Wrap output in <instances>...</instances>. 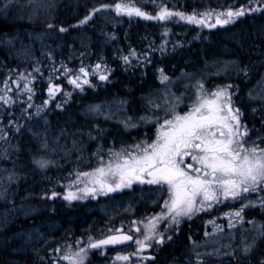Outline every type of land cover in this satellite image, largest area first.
Instances as JSON below:
<instances>
[{
	"label": "trees",
	"instance_id": "obj_1",
	"mask_svg": "<svg viewBox=\"0 0 264 264\" xmlns=\"http://www.w3.org/2000/svg\"><path fill=\"white\" fill-rule=\"evenodd\" d=\"M117 4L154 17L162 9L199 14L238 7L247 11L224 27L205 29L181 21L168 25L157 19L117 14ZM255 5L262 10L253 11ZM262 5L264 0H56L55 30L45 33L41 43L35 37L46 31L43 24L16 23L0 5V40L19 32L20 45L26 44L28 52L34 50L32 57L22 56L16 45L0 44V264H43L48 249L28 239L37 230L46 239L75 241L93 228L106 226L113 209L67 205L53 194L62 193L67 181L64 174L72 172L73 164L89 169L109 153L133 144L135 137L143 138L145 132L152 138L154 127L130 131L119 120L153 111L147 96L163 88L162 75L200 79L209 88L230 86L234 107L242 112L251 136H262L264 142ZM62 27L66 30L60 31ZM167 28L170 34L165 32ZM30 34H34L32 40ZM37 62L41 68L61 63L88 70L100 64L109 71L108 80L94 77L93 86L80 91L65 79L56 80L61 92L50 96L45 70L44 75L35 76L30 94L22 95L15 82L18 73L35 70ZM175 88L179 93L185 91L183 85ZM191 89L195 88H187ZM112 102L118 104L116 117L94 112L96 105ZM48 157L54 163L39 167L37 161ZM142 210L145 208L140 207ZM191 227L181 228L182 237L178 231L174 233L150 264L185 263L188 253L183 247L189 244L188 232H194ZM125 248L103 247L93 254L90 264H108L109 256ZM262 260L264 240L243 263L260 264Z\"/></svg>",
	"mask_w": 264,
	"mask_h": 264
},
{
	"label": "rangeland",
	"instance_id": "obj_2",
	"mask_svg": "<svg viewBox=\"0 0 264 264\" xmlns=\"http://www.w3.org/2000/svg\"><path fill=\"white\" fill-rule=\"evenodd\" d=\"M55 1L56 0H0V5L7 10L10 14V19L16 23L24 22L43 24L46 31L44 34H38V37H35L37 38L36 42L41 43L39 40L43 39L45 33L55 30ZM259 7L264 8V5ZM257 8L258 5H255L254 9ZM239 9L240 7L229 8L226 10L210 9L201 14L180 13H183L184 15L195 14L197 19H200L202 14L211 12L214 14L209 20V24H211L215 22V14L227 12L229 10L237 11ZM168 11L179 12L172 9H168ZM172 21L180 20L178 17L173 16L171 19L162 22L168 24ZM181 22L205 29L226 26L217 25L215 27H205L184 21ZM49 25H51V27H49ZM165 32L170 34V29L167 28ZM18 33L19 32H14L13 35L10 33L6 34V36L1 35L3 37H1L0 44L5 43L8 44L9 47H12L14 44L17 46L16 48H18V50H21L20 54H22V56L30 55L32 57L34 50L28 52L25 49L26 44L24 46L20 45L21 40L18 38V35L20 37V33ZM30 35L32 37H29V39L32 40L34 34ZM44 50L46 51L45 47H43V51ZM58 64L59 66L46 64V67L41 68L39 62H37L35 70L31 69L30 72H26L25 69L24 72L21 71V75L18 73V79H16L15 82L20 84L19 92L22 93V95L30 94L26 89L30 88L31 83L36 81L35 76L39 77L40 75H44L43 71L45 70L48 71L45 79L46 83L48 82L46 89L49 91V88H57L58 91L55 95L61 92V87L59 86L61 83H57V81H60L61 79L67 80L69 85H72V89H77L78 91L83 90L87 86H93L92 79L96 77L100 80L99 76L102 74L106 75V80H108L109 71L100 64L99 68L95 66L90 68V70L82 67L74 69L71 68L70 65ZM62 67H65L64 71L61 70ZM81 69L87 71L88 75L85 76ZM165 77L166 76L164 75L161 76L163 88L147 96L148 103L151 105L150 108L153 109L152 112L138 116L126 115L119 120L122 121L130 131L137 130L140 127H154L152 138L149 139L147 132H145L143 138H138V136L135 137L133 144L125 145L122 148L109 153L108 157L101 158L97 164L91 166L89 169H84L81 165L75 167L73 164V166H71L72 172L68 175L64 174V176L67 177V181L66 185L62 188V193L55 194V196L57 195L61 197L62 201L67 205L92 204L93 206H101L104 210L108 208L113 209V216H111V219L106 223V226L93 228V230H89L75 241L58 238L46 239L43 235L38 234V230L37 232L32 233V236H37H33V238L31 236L28 239L31 238L33 243H39L43 246L42 248L48 249V256L43 260V264H67V261L62 257L69 253L79 251L81 248H86L90 239L93 241H99L104 237L107 238L114 233L122 231L133 233L136 240H143L145 248L140 250L138 245L133 244L132 246L125 248L123 251L109 256L108 264H150L153 260L148 258V256H154L160 249L168 246L171 237H173V234L177 231V233H179L178 237H182L183 233L181 228L186 224H191V228L194 229V232H191V234L188 232L187 240L189 241V244L186 243L183 247L184 249L186 247L188 256H185V263L183 264H230L240 259L243 260L242 264H245L243 263L245 258L250 257L256 246L264 240V207L259 203V198L264 196V192L249 193L245 199L238 198L233 200L221 198L219 203L213 202L210 208L194 213L191 218L179 217V224L172 223V218L170 216H168L167 219L158 220L154 229L153 239L145 240V236L149 234L146 226H148L156 217L168 215V210L164 207L165 203L169 200V193L166 190V186L161 187L156 184L133 183L130 188L108 192V194L105 195L99 191L100 184L95 181L99 179L102 183L110 184H114L117 181L113 180L111 176L98 177L84 175V173H95L100 167L106 168L109 162L114 164V153L127 155L130 152L132 155H137L138 153L135 148L137 144L143 147L154 143L159 135L161 126L164 125L166 120L173 119L176 115H187L188 112L191 111L193 105L202 97L211 99L214 92L219 89L227 88L233 104L231 87L228 85H217L209 88L203 84L200 79L186 80L183 78L177 79L169 77L164 79ZM77 78H79L78 83L81 85L79 88L70 82ZM85 80H87L88 83H84ZM178 85H183L185 91L182 93L175 91V87ZM190 86L195 89L187 90ZM4 91L5 88H2L1 92L4 93ZM261 97L262 95L260 96L259 94L256 96V99L259 100ZM117 105V102L96 105L94 112L103 117L114 118L118 111ZM240 122L241 125L247 128L243 121L242 112H240ZM247 130L248 133L244 137L245 146L252 147L253 145H259V147L264 148L263 137L251 136L249 128H247ZM46 162H48V164H53L54 159L51 161V158L48 157ZM191 162L193 168L199 167V165L192 160ZM188 171L191 172V169H188ZM84 188H96L97 192L95 196L85 195L84 192L81 191ZM69 192L75 193L80 198L72 201L65 200L63 197ZM140 207L145 208V210L139 211ZM236 212H240L241 217H237L235 215ZM123 225L126 227L128 226V228ZM137 229H139V231H137ZM55 236L59 237L58 235ZM160 238L164 241L162 244L157 242ZM245 249H248V251H245ZM100 250L102 249H89L85 264H90L93 259V254ZM117 256H128L129 260H117ZM260 264H264V260H262Z\"/></svg>",
	"mask_w": 264,
	"mask_h": 264
},
{
	"label": "snow or ice",
	"instance_id": "obj_3",
	"mask_svg": "<svg viewBox=\"0 0 264 264\" xmlns=\"http://www.w3.org/2000/svg\"><path fill=\"white\" fill-rule=\"evenodd\" d=\"M115 11L117 14L135 15L147 20L164 21L175 16L180 21L190 24L215 27L235 22V19L244 16L247 10L240 8L237 11L217 13L215 22L211 24L209 20L214 15L211 12L204 13L197 19L195 14L184 15L167 9H162L159 15L154 17L139 8L124 7L121 4L116 5ZM86 22L87 20L82 21ZM81 71L85 76L88 75L84 69ZM78 79L70 81L77 88L81 87ZM99 79L106 80L107 76L102 74ZM84 83L88 81L85 80ZM26 90L32 91L31 88ZM57 91V88H49V95L54 96ZM247 133V128L240 122V110L233 106L228 89H219L212 94L211 99L202 97L187 115H176L173 119L166 120L154 143L143 147L139 144L135 146L137 155L130 152L127 155L114 153V164L109 162L106 168L100 167L95 173L84 175L111 176L117 181L114 184L102 183L99 179L95 181L100 184L99 191L105 195L108 192L130 188L133 183L166 186L169 200L164 207L168 210V215L156 217L146 226L149 234L145 236V240H151L158 220L170 216L172 223L179 224V217L191 218L194 213L210 208L213 202L219 203L221 198L245 199L249 193L264 192V148L259 145L246 147L244 137ZM186 157H190L199 167L193 168L192 164H185ZM37 163L41 168L48 166L46 161ZM188 169H191V172ZM81 191L85 195L95 196L97 189L84 188ZM63 198L72 201L80 197L69 192ZM259 203L264 207V196L259 198ZM235 215L241 217L240 212H236ZM132 240L131 235L122 232L99 241L90 239L86 248L62 258L67 264H85L89 249H99ZM157 242L162 244L164 241L160 238ZM134 243L140 250L145 248L143 240L137 239ZM116 259L127 261L129 257L117 256Z\"/></svg>",
	"mask_w": 264,
	"mask_h": 264
},
{
	"label": "water",
	"instance_id": "obj_4",
	"mask_svg": "<svg viewBox=\"0 0 264 264\" xmlns=\"http://www.w3.org/2000/svg\"><path fill=\"white\" fill-rule=\"evenodd\" d=\"M122 233L123 234H126V235H131L133 237V240L132 241H126V242H124L122 244H117V245H107L105 247L108 248V249H118V248H122V247H126V246L133 245L134 244V241L136 240L135 239V236L132 233H129V232H122ZM148 258H150L151 260H154L155 259V256L149 255Z\"/></svg>",
	"mask_w": 264,
	"mask_h": 264
},
{
	"label": "flooded vegetation",
	"instance_id": "obj_5",
	"mask_svg": "<svg viewBox=\"0 0 264 264\" xmlns=\"http://www.w3.org/2000/svg\"><path fill=\"white\" fill-rule=\"evenodd\" d=\"M191 158L190 157H186L185 158V164H191ZM193 166V165H192Z\"/></svg>",
	"mask_w": 264,
	"mask_h": 264
},
{
	"label": "bare ground",
	"instance_id": "obj_6",
	"mask_svg": "<svg viewBox=\"0 0 264 264\" xmlns=\"http://www.w3.org/2000/svg\"><path fill=\"white\" fill-rule=\"evenodd\" d=\"M104 20V19H103ZM102 21V20H101ZM103 24V23H102ZM17 35V34H16ZM19 37V36H18ZM54 42V41H53ZM102 42V41H101ZM22 46H24V45H22ZM26 51V50H25ZM22 55V54H21ZM33 59V58H32ZM24 60V59H23ZM30 60V59H29ZM34 60V59H33ZM22 61V60H21ZM46 67V66H45ZM8 117V116H7ZM12 120V119H11ZM13 121V120H12ZM14 125H15V123H14ZM43 141V140H42ZM41 141V142H42ZM40 149V148H39ZM56 229V228H55ZM39 242V241H38ZM195 253V252H194Z\"/></svg>",
	"mask_w": 264,
	"mask_h": 264
}]
</instances>
